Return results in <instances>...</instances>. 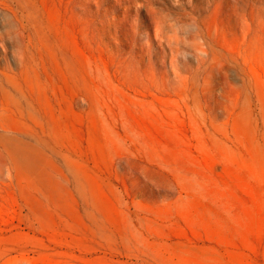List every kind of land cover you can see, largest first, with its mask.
<instances>
[{
	"label": "rangeland",
	"instance_id": "374dc122",
	"mask_svg": "<svg viewBox=\"0 0 264 264\" xmlns=\"http://www.w3.org/2000/svg\"><path fill=\"white\" fill-rule=\"evenodd\" d=\"M0 74V264H264V0H0Z\"/></svg>",
	"mask_w": 264,
	"mask_h": 264
},
{
	"label": "bare ground",
	"instance_id": "6f19581e",
	"mask_svg": "<svg viewBox=\"0 0 264 264\" xmlns=\"http://www.w3.org/2000/svg\"><path fill=\"white\" fill-rule=\"evenodd\" d=\"M1 39L4 40V36H2ZM22 97H21V94L16 95L13 92V89L10 88L9 79L7 78V76H5L4 74L3 75L0 74V116L6 115L5 113H13V114L17 113L20 115V117L28 116L36 120L37 108H36L35 102L33 101L29 102L27 100H22ZM9 115H6V116H9ZM2 124L0 125L2 126ZM1 126H0V130H5L6 132L7 128L5 127L6 129H2ZM2 127L4 128V126ZM14 135H11V133L8 134V132L0 134V144L4 148V150L7 151L9 158H10L9 160L11 163L13 162L14 164H16L18 153L20 155L18 159L20 157L26 158V154L33 153L36 155L39 153L41 149L40 141L35 133L27 134L26 136L28 137V140H24L20 138L18 135H17L18 137ZM1 151L2 150H0V152Z\"/></svg>",
	"mask_w": 264,
	"mask_h": 264
}]
</instances>
